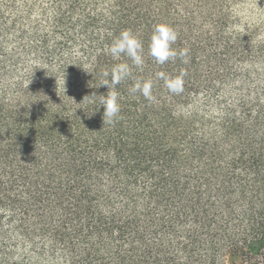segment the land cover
Instances as JSON below:
<instances>
[{"label": "trees", "instance_id": "trees-1", "mask_svg": "<svg viewBox=\"0 0 264 264\" xmlns=\"http://www.w3.org/2000/svg\"><path fill=\"white\" fill-rule=\"evenodd\" d=\"M253 1L0 0V264H264ZM157 23L188 64L148 55ZM123 30L145 65L116 85L121 118L104 123L101 73L132 63L106 53ZM182 69L171 94L156 73ZM136 78L155 101L129 92Z\"/></svg>", "mask_w": 264, "mask_h": 264}, {"label": "clouds", "instance_id": "clouds-1", "mask_svg": "<svg viewBox=\"0 0 264 264\" xmlns=\"http://www.w3.org/2000/svg\"><path fill=\"white\" fill-rule=\"evenodd\" d=\"M177 39L178 33L175 28L166 23L155 24L148 44V55L158 65H164L169 61L175 62L177 59L182 64H188L190 62V49L185 47L177 51L173 47ZM106 53L115 60H119L122 55L126 56L132 62L131 65L126 62L119 63L112 68L111 72L104 70L101 73L105 79L100 86H107L108 88L106 95L99 96L100 106L104 108L103 121L104 123H115L121 118L120 94L116 90V85L132 76V67L143 71L145 65L144 46L142 40L131 30H123L106 48ZM185 76H187V71L183 69L178 75H168L164 72L156 73V77L164 81V86L168 92L176 95L184 91ZM109 77H111L110 80ZM129 92L133 95L139 93L149 102L156 99L153 94V80L151 78H136L129 88Z\"/></svg>", "mask_w": 264, "mask_h": 264}, {"label": "rangeland", "instance_id": "rangeland-1", "mask_svg": "<svg viewBox=\"0 0 264 264\" xmlns=\"http://www.w3.org/2000/svg\"><path fill=\"white\" fill-rule=\"evenodd\" d=\"M247 12L250 13L251 19L264 27V0H254L247 5Z\"/></svg>", "mask_w": 264, "mask_h": 264}]
</instances>
